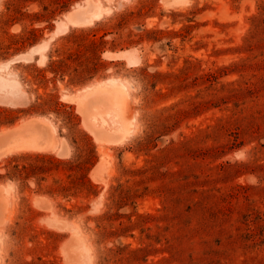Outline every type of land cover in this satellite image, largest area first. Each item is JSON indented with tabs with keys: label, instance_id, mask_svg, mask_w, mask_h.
I'll return each mask as SVG.
<instances>
[{
	"label": "rangeland",
	"instance_id": "rangeland-1",
	"mask_svg": "<svg viewBox=\"0 0 264 264\" xmlns=\"http://www.w3.org/2000/svg\"><path fill=\"white\" fill-rule=\"evenodd\" d=\"M58 1L0 0V129L44 115L59 142L0 173L14 154L62 162L0 178V264H264V0H98L91 23L67 17L86 0ZM73 34L99 44L79 84L50 65L82 48ZM111 76L118 103L84 90ZM88 142L85 183L70 166Z\"/></svg>",
	"mask_w": 264,
	"mask_h": 264
},
{
	"label": "bare ground",
	"instance_id": "bare-ground-1",
	"mask_svg": "<svg viewBox=\"0 0 264 264\" xmlns=\"http://www.w3.org/2000/svg\"><path fill=\"white\" fill-rule=\"evenodd\" d=\"M85 2V1H84ZM86 5H82L81 3L79 4V7L75 10V11H69L68 13H67V17H68V20H70L71 22H73V23H87V22H90L91 23V20L95 17H97V16H99L100 14H102L101 13V11H102V9H101V7H100V3L98 2V0H86ZM101 3H102V1H101ZM104 4V3H103ZM103 4H102V6H103ZM106 8V7H105ZM66 14V13H65ZM101 17V16H100ZM66 19V18H65ZM63 20V19H62ZM97 20V19H96ZM96 20H94V21H96ZM67 21V20H66ZM71 25V24H70ZM69 25V26H70ZM85 25V24H84ZM88 25V24H87ZM75 26V25H74ZM81 26V25H80ZM56 30V29H55ZM57 32V31H56ZM52 34H54V33H52ZM58 34V33H57ZM52 40V39H51ZM46 43V42H45ZM45 43H42V44H45ZM47 44V43H46ZM40 45V44H39ZM49 45H50V43H49ZM34 46H36L35 48H33V50L34 51H38V50H40L42 53H44V50L45 49H47V45H41V46H37V45H34ZM29 51V50H28ZM126 51V50H125ZM124 51V52H125ZM120 52V51H119ZM117 53V52H116ZM46 54V53H45ZM27 55V54H26ZM42 55V54H41ZM46 55H48V54H46ZM120 56V55H119ZM118 56V57H119ZM20 57H22V55H20ZM25 57V56H24ZM31 57V56H30ZM16 59H17V57H15ZM14 58V60L12 59V61H15L16 59ZM19 58V57H18ZM35 58V57H34ZM43 58V57H42ZM19 59H21V58H19ZM43 60V59H42ZM42 60H40V61H42ZM11 60H10V63L12 62ZM44 61V60H43ZM2 62V61H1ZM8 63L9 62H7V63H3L1 66H0V69H3L4 67H9V65H8ZM4 71V70H3ZM1 72V71H0ZM12 74V73H11ZM10 74V75H11ZM127 79V78H126ZM124 80H125V78H124ZM124 80H122V78H120V76H118V77H115V76H111V77H109V78H107V79H105V80H102V81H98V82H95V83H93V84H90V85H87L86 87H84V90H92L91 88H93V87H96L97 88V90L94 88L93 89V91L94 90H96V91H98L99 89H102L103 88V91L101 92L102 94L101 95H103V97L100 95V98L102 99V98H104V95L106 94H108V95H110L109 94V91L108 92H106L105 94L103 93L104 92V87H105V89L107 90H110V93L111 92H113L115 89L117 90L118 88H124V87H126L128 84V82L126 83ZM128 80V79H127ZM2 81V80H1ZM5 82V81H4ZM9 82V81H8ZM129 82H130V80H129ZM13 84V83H12ZM4 85V84H3ZM7 85V84H6ZM5 85V87H7ZM10 85V84H9ZM8 85V86H9ZM16 86H17V84H15ZM2 86V85H1ZM4 87V86H3ZM12 87V86H11ZM12 88H14V90L16 89L14 86L12 87ZM13 90V89H12ZM116 90H115V94L117 93L116 92ZM122 90V89H121ZM121 90H117L118 91V93L121 91ZM127 90L128 89H126V90H124V91H126L127 92ZM18 91V90H17ZM90 91H86V92H90ZM123 90H122V93L124 92ZM85 92V93H86ZM95 92V91H94ZM99 92V91H98ZM97 92V93H98ZM83 93V92H82ZM114 93H111V96L113 97V98H111V96L109 97V98H111V99H109L110 101H112V99H114L115 97H117ZM128 93V95H129V92H127ZM126 93V94H127ZM66 94V93H65ZM68 94V93H67ZM75 94V93H74ZM87 94V93H86ZM86 94H82V96L84 97V95H86ZM95 94V93H94ZM99 94H100V92H99ZM121 94V93H120ZM119 94V95H120ZM64 95V94H63ZM69 95H72V96H74L73 94H69ZM68 95V96H69ZM80 95V94H79ZM78 95V96H79ZM107 95V96H108ZM114 95V96H113ZM122 95V94H121ZM67 96V95H66ZM66 96H65V98H66ZM67 96V97H68ZM77 96V97H78ZM81 96V97H82ZM95 96H97V95H95ZM106 96V97H107ZM126 96V95H125ZM125 96H124V98H125ZM81 97H79L80 99H82ZM89 97V96H88ZM98 97V96H97ZM97 97H95L93 100H95ZM122 97V96H121ZM120 97V98H121ZM91 98H89V99H91ZM117 98H119V96L117 97ZM117 98H115V99H117ZM84 99V98H83ZM80 100L79 102H80V104H81V108H82V110L83 111H85V109H86V105H87V99H85V100ZM105 99H107V98H105ZM104 99V101H108V100H105ZM114 99V100H115ZM79 100V99H78ZM123 100V99H122ZM121 99H120V101H122ZM91 102H92V100H90ZM98 101V100H97ZM99 101H103V99L102 100H100L99 99ZM117 101H119V100H117ZM116 100L113 102L112 101V104L113 103H118ZM89 103V102H88ZM93 103V102H92ZM91 103V104H92ZM97 103V102H96ZM95 103V101H94V105L96 104ZM122 103V102H121ZM123 104V103H122ZM121 104V105H122ZM117 105V104H116ZM120 105V104H119ZM96 106V105H95ZM110 106H112V105H110ZM123 106V105H122ZM90 107V106H89ZM93 107V106H92ZM92 107H90V111H91V109H93ZM124 107V106H123ZM123 107H121L120 106V109L122 108L123 109ZM79 109V108H78ZM87 111V110H86ZM94 110H92L91 112H89V113H92ZM120 111V110H119ZM121 112H123L122 110L119 112V114L121 113ZM94 114V113H93ZM123 114V113H122ZM86 115H88V113L86 114ZM85 115V117H87ZM89 116H90V114H89ZM92 116V115H91ZM90 116V117H91ZM122 116V115H121ZM90 117H88V118H90ZM128 123V122H127ZM127 123H124V119H123V124H124V126L127 124ZM127 126L129 127V124H127ZM126 127V126H125ZM127 127V128H128ZM127 128H124V129H127ZM131 128H132V126H131ZM123 129V130H124ZM128 130V129H127ZM56 132H57V126H56V124H54L52 121H51V119L48 117V116H44V115H37V116H33V117H29V118H26V119H23V120H20V121H18V122H16L14 125H12V126H4V127H2L1 129H0V156H2V155H4V154H7L8 152H12V151H15V150H19V149H26V148H34V149H46V148H54V149H56L57 147H59V142L57 141V139L55 138V135H56ZM126 133H129L128 131L126 132ZM130 133H131V131H130ZM101 134H103V133H101ZM105 134V133H104ZM103 134V135H104ZM102 135V136H103ZM119 136H121V134L119 135ZM99 137V136H98ZM101 137V136H100ZM118 137V136H117ZM122 137V136H121ZM101 138H103V137H101ZM104 139V138H103ZM108 138H107V136H106V140H107ZM105 140V139H104ZM101 150V149H100ZM61 151H63V152H67L68 151V148H67V146H62L61 147ZM62 154V153H61ZM98 163H100V161L98 162ZM97 163V165H99ZM2 185L4 184V183H1ZM8 184H11V182L9 183L8 182ZM0 186L1 188L2 187H4V186ZM6 185V184H5ZM10 186V185H9ZM12 186V185H11ZM7 188V187H6ZM12 189V188H11ZM14 189V188H13ZM38 197V196H37ZM43 197H44V195H43ZM48 197V196H47ZM49 198V197H48ZM38 199V198H37ZM40 199H42V197L40 198ZM45 199V198H44ZM43 199V200H44ZM46 200V199H45ZM65 219V218H64ZM67 219V218H66ZM69 221V220H68ZM74 222V221H73ZM79 222V221H78ZM75 223V226L76 225H78V223H76V221L74 222ZM65 225V224H64ZM63 226V225H62ZM74 226V227H75ZM77 227H79V225L77 226ZM80 228V227H79ZM75 229V228H74ZM76 230H77V228H76ZM76 230H73V232H75L76 233ZM80 230V229H79ZM74 233V234H75ZM77 234H79V232L77 231Z\"/></svg>",
	"mask_w": 264,
	"mask_h": 264
},
{
	"label": "trees",
	"instance_id": "trees-1",
	"mask_svg": "<svg viewBox=\"0 0 264 264\" xmlns=\"http://www.w3.org/2000/svg\"><path fill=\"white\" fill-rule=\"evenodd\" d=\"M68 2V0H60L58 2ZM73 37L81 40L80 45L81 49L77 52L70 51L67 58H61L58 60L51 61V70L56 75H66L69 74V81L74 84L84 83L93 77L94 72L99 68L101 64L99 62V57L88 56L87 52L90 50L96 51L98 47V41L95 39H87L84 34H73ZM252 43H250L251 45ZM249 45V44H248ZM74 60H79L78 65H73L69 62V59L73 58ZM84 56L85 58H82ZM88 60V61H86ZM16 119V116L7 117V122L13 123ZM150 141V140H149ZM148 143V142H147ZM88 156L80 155V159L73 163L71 162V168L78 167L80 169V176L85 179V183H88L89 179L87 177L88 170L94 165L98 160V154L96 146L91 142H88ZM93 159V160H92ZM41 161V163H40ZM1 163V161H0ZM61 161L55 157L47 154H32V153H21L14 154L10 156L7 160L6 167L7 173H0V178L10 177L12 179H27L30 175L37 172H47L52 170L54 167L58 168L61 165ZM90 163V164H89ZM61 186L64 188L67 187V184L62 183Z\"/></svg>",
	"mask_w": 264,
	"mask_h": 264
}]
</instances>
